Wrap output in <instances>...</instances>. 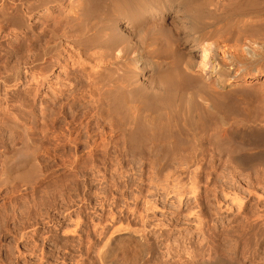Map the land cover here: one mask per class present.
Listing matches in <instances>:
<instances>
[{"label": "bare ground", "instance_id": "bare-ground-1", "mask_svg": "<svg viewBox=\"0 0 264 264\" xmlns=\"http://www.w3.org/2000/svg\"><path fill=\"white\" fill-rule=\"evenodd\" d=\"M225 1L0 0V36L9 31L7 36L16 40L21 37V48L17 50L23 61L9 76H0V90L19 84L22 76L28 91L33 86H42L49 77L48 70L58 66L67 47H72L81 60L82 75L74 79L75 89L69 92L67 104L75 105L68 101L71 97L76 99L74 93L84 88L85 78L88 90L83 92L91 98L88 103L109 128V140H104L98 149L93 147L91 151L78 153L74 144L71 154L75 159L62 172L73 176L74 191L89 194L97 184L107 185L108 194L103 193L105 196L98 202L101 209L108 199L123 197L126 189L137 187L141 196L144 190L149 194L134 196L135 208L127 206V210L111 217L113 232L104 245L110 247L111 255L118 247L116 244L112 248L110 242L124 230L118 224L125 222L128 238L135 239L138 246L135 260L143 264L151 255L143 231L146 232L147 224H153L158 200L162 198L166 203L175 199L171 202L178 206L187 199L198 201L201 182L206 179L210 184L215 183L222 165L231 168L255 163L252 161L255 155L251 156L252 150L247 149L251 147L247 146L256 149L260 143L250 139L259 137L252 138L250 133L248 143L253 141L256 145L236 146L233 136L246 134L251 124L258 125L253 130L264 131V117H259L262 111L251 108L252 105L240 107L241 102L242 109L236 110L232 105L236 97L232 99V96L256 95L250 85L243 87L234 82L264 68V0H227L226 4ZM222 98L229 99L223 100L228 115L224 114L225 117L219 109L223 106ZM86 99L83 96L80 100L84 106ZM249 100L244 103L249 105ZM237 111L238 117H244L234 119ZM68 115L60 111L56 118L70 126ZM263 133L256 134L260 142L264 141ZM71 139L67 134L65 141L73 143ZM38 149L28 139L26 152H32V159L17 163V169L29 168V176L39 173ZM87 152L93 158L91 163L89 157L82 162ZM257 154L255 159L262 164L264 152ZM3 162L10 169L9 157ZM217 162L219 165L215 166ZM109 173L119 181L115 183L120 186L114 183L118 186L115 197L111 189L115 188L113 179L109 182L105 176ZM88 198L83 197L81 205L77 204L82 208L80 211L85 206L96 210L87 202ZM139 201L145 205L143 213L136 210ZM111 202L118 207L120 199ZM81 222L78 217L74 226L78 229L83 225ZM117 239L120 243L122 238ZM104 251L100 254L109 258V252ZM253 254L256 256L252 252L250 261L255 259ZM199 264L240 263L216 257L210 263L204 260Z\"/></svg>", "mask_w": 264, "mask_h": 264}, {"label": "rangeland", "instance_id": "rangeland-1", "mask_svg": "<svg viewBox=\"0 0 264 264\" xmlns=\"http://www.w3.org/2000/svg\"><path fill=\"white\" fill-rule=\"evenodd\" d=\"M7 34L9 31L0 36V76L3 78L23 64L22 54L18 51L21 48V37L16 40ZM80 61L77 52L72 47H67L59 65L54 69L51 68V71L48 70L49 77L42 86H33L28 91L22 76L19 84L3 87L0 90V264H140L135 260L138 252L136 240L128 238L129 232L125 222L118 224V227L124 230L120 234H115L110 242L112 248L116 244L118 247L115 252L113 251V255L109 252L110 247L104 245L113 232L111 217L117 216L127 206L135 208L136 205L133 204L136 203L133 198L139 194L141 196V191L137 187L126 189V194L119 197L115 193L120 186L119 181L117 182L109 173L107 174L109 178L105 175L106 179L108 181L110 179L109 182L113 179V185L116 184L115 182L118 183L116 184L118 186L115 185L116 189L111 188L115 193L112 197L117 195L115 199H120V203L115 207L111 202L115 199L110 198L107 200L108 203H105L104 209H101L98 202L105 196L104 194H108L107 185L108 189L98 184L93 188L94 193L97 191L98 195L93 191L89 193L90 195L78 194L72 185L73 176L62 174L63 169L70 166L75 159L71 154L74 144L77 145L78 153H81L86 149L91 151L93 147L98 149L102 147L104 140H109L108 126L96 115L94 108L90 107L92 104L88 103L91 99L88 93L85 95L83 92L88 90L85 78H83V89H86H82L81 92L76 90L74 93L76 99L71 97L68 101L75 105L70 107L67 104L69 92L75 89L74 79L82 75ZM238 83L243 87L250 85V89H254L251 90L255 91L256 95L251 93L252 95L246 96L245 99V95L233 94L232 99L236 97L235 102L231 99L233 107L239 110L242 109L241 106L244 108L252 105L251 108L258 107L262 111L259 117H264V108H262L264 107V68L234 82V84ZM83 96L88 99L85 106L80 103ZM223 100L227 99L222 98L221 101ZM244 100H249L250 103L252 100L254 105L252 103L246 105L248 102L244 103ZM224 101L223 106L219 107L222 116L227 115ZM60 111L69 114L70 126L56 118ZM238 113L235 112L234 119L238 117ZM230 118L232 117L228 119ZM253 126L255 125L251 124V129H247L249 133L246 131V134H242V136L247 135L246 137L234 135L233 141L238 146L258 142L260 144H257L256 149L262 146V150L260 148L257 150L264 152L262 143L264 141L260 142V136L256 135L264 131L253 130L258 128V125ZM250 133L252 138L259 137V139L249 138L254 142L256 140L255 143L253 141L248 143L247 137ZM67 134L70 139L72 138L73 143L65 141ZM30 138L39 148L36 160L40 166L39 173L31 176L28 175L29 168L16 167L17 163L19 165L32 159L30 155L32 152H26V144ZM247 147L254 149L247 148L253 151L250 153L252 157L255 155L252 158L255 163L251 161L249 165L247 163L244 164L245 166L243 164L232 166L236 169L230 168L228 164L222 165L215 176V183L210 184L206 179L201 182L199 202L191 198L185 200V204L178 206L177 203L171 202H175V199L166 203L162 198L158 200L153 224H147L146 228H148H144L146 232L143 231L148 237L151 249L149 259L143 264H199L204 260L210 263L216 257L240 264H252L253 261L264 264V162L260 164L258 159H255L259 155L257 151L255 152V146ZM24 152L27 154H23ZM90 154L87 152L82 162H86L89 157L88 161L91 163L93 158ZM5 157H9L10 169L3 166ZM208 161L211 159L208 158ZM218 165L217 162L215 166ZM108 185L110 186V183ZM69 188H72L73 192ZM145 193L144 190L143 195ZM83 197L88 198L90 201L87 202L96 207V210H88L85 206V209L80 211L82 208L78 207ZM139 203L136 210L143 213L146 209L145 205L143 201ZM78 217L83 225L77 229L74 225ZM132 218L129 219L133 221ZM117 237L123 240L121 239L119 243ZM105 248H108V251H105L109 252L110 257L107 256L109 258H106V255L102 256ZM252 252L256 256L253 254L255 259L250 261Z\"/></svg>", "mask_w": 264, "mask_h": 264}]
</instances>
